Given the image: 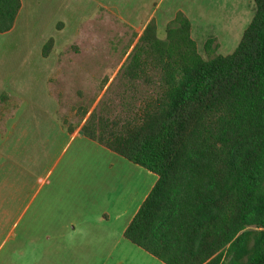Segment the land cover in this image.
<instances>
[{
	"label": "trees",
	"instance_id": "16d2710c",
	"mask_svg": "<svg viewBox=\"0 0 264 264\" xmlns=\"http://www.w3.org/2000/svg\"><path fill=\"white\" fill-rule=\"evenodd\" d=\"M253 2L229 55L210 38L203 57L182 12L165 39L151 21L118 73L153 88L145 106L113 119L95 109L81 128L157 177L124 237L166 264H264V0ZM20 9L0 0V34ZM52 49L50 40L43 55Z\"/></svg>",
	"mask_w": 264,
	"mask_h": 264
},
{
	"label": "crops",
	"instance_id": "0c3cea01",
	"mask_svg": "<svg viewBox=\"0 0 264 264\" xmlns=\"http://www.w3.org/2000/svg\"><path fill=\"white\" fill-rule=\"evenodd\" d=\"M201 1L21 0L14 27L7 33L19 26L22 30L41 32L38 61L43 63V71L35 84L25 80L28 73L19 74L25 80L21 85L23 87L13 89L11 94L6 92L8 101L0 104L21 106L8 117L5 137L0 132V264H166L124 237L128 225L156 184L157 177L154 176L149 193L130 215L126 181H122L112 169L115 163L118 164V171L125 168L128 160L81 134V128L92 112L87 113V118L77 126L74 134L68 135L63 131L59 113L64 92L57 80L74 78L81 47L89 39L83 25L90 19L110 25L112 16L131 29L134 36L138 35L108 78L107 87L118 75L151 21L156 22L158 33L162 30L166 32L167 25L178 12H182L192 23L193 36L204 6ZM211 6L214 7V4ZM224 6L227 7V3ZM50 40L53 41V49L44 56L43 48ZM68 48H79V51L68 54ZM30 61V56L23 59L24 63ZM30 87H35V90ZM103 94L99 95L98 102ZM24 106H43L40 109L47 118L29 115ZM66 126L74 128L73 125ZM63 137L67 140L66 148L78 142L71 154L73 158L51 182L48 177L58 169L57 161L46 177L39 179L36 189V180L32 178L34 172L41 163H45L47 152L56 149ZM35 155L38 156V163L34 162ZM82 158L89 159L87 162L80 161ZM68 174L73 178L67 177ZM112 174L116 179L110 177ZM35 197L41 198L39 227L33 232L31 227L19 226ZM36 235L38 250L45 252L46 257V251L55 252V262H46L40 251L39 257L31 253L34 248H29L27 244L31 236ZM17 246L21 247L17 250ZM64 250L74 252L72 262H63L61 251Z\"/></svg>",
	"mask_w": 264,
	"mask_h": 264
},
{
	"label": "rangeland",
	"instance_id": "374dc122",
	"mask_svg": "<svg viewBox=\"0 0 264 264\" xmlns=\"http://www.w3.org/2000/svg\"><path fill=\"white\" fill-rule=\"evenodd\" d=\"M202 1L204 6L201 8L202 13L199 16V24L195 26L193 32V38L198 44L199 53L206 57L203 49L205 42L210 38H216L220 46L218 53L222 55L232 54L239 45L244 31L253 17L255 10L253 0ZM226 3L227 7L224 6ZM212 4H214V7L211 6ZM90 20L83 25L84 32L89 34V39H86L81 47L78 57L83 59L77 60L74 78L57 80L59 86L63 87L64 92L62 95L63 106H60L59 117L68 126L73 125L75 127L79 125L85 117L87 118L86 113L93 112L95 109L98 112L106 109L111 119L119 118L124 114L122 111L123 106H130L129 110L138 111L140 106H145L146 97L154 92L151 86L148 87L143 83H134L131 87L126 86L125 84L128 83L123 80V73L113 78L112 83L105 87L108 78L120 65L124 54L136 37L131 29L118 22L112 16L109 20L110 25H107L105 21L103 25L96 19L93 20L92 18ZM40 33L39 31L22 30L19 26L11 33L0 34V97L2 93L11 94L13 89L22 88L23 86L21 85L25 80L29 84H35L38 81L39 74L42 75L43 63L40 60L38 61ZM158 37L165 39V30L160 31ZM77 51H79V48L78 50L68 48L66 53L74 54ZM29 56L31 61L24 63L23 59ZM23 73H28V78L25 80L21 79L20 76L22 75L19 76V74ZM52 88H54V84H52ZM30 89L35 90V87H30ZM102 92L104 94L98 102L97 99ZM14 107L10 105L9 107L0 106V132L2 137L6 135L8 117L12 116L13 111L16 112L21 106H16L15 109ZM23 108L31 116L34 115L39 118L38 115H40L47 118V116H43L44 112L41 110L43 106H24ZM61 126L66 134H71L66 127ZM61 139L63 140L57 144L56 149L47 152L45 155V163H41L39 167L41 171L38 169L32 176L36 180V189L39 181L46 177L47 172L51 170L57 161L58 169L48 177L51 182L55 180L60 170L73 158L71 154L78 142L66 148L67 140L64 137ZM39 142L35 144L36 147H38ZM65 148L66 150H64ZM63 150L64 152L62 153ZM87 160L82 158L80 161L87 162ZM80 161L79 163H84ZM34 162L38 163L37 155L34 156ZM112 169H115V174L121 176L122 181H126L128 213L132 215L138 204L149 193L150 186L155 180V175L130 161H127V166L119 171L116 163L112 166ZM67 177L73 178L69 174ZM110 177L116 179L113 174ZM40 198L35 197L33 199L27 216L25 219L20 220V228L31 227L33 232L38 231ZM36 240L37 235L31 236L27 245L29 248H34L31 253L35 257H39L40 250H38V241ZM19 247L21 246H17V250ZM46 252H48L47 257L45 252L40 251L41 255L46 258L45 261L55 262V252ZM73 253L69 250L61 251L63 262H72L71 255ZM2 256H6L4 252Z\"/></svg>",
	"mask_w": 264,
	"mask_h": 264
}]
</instances>
